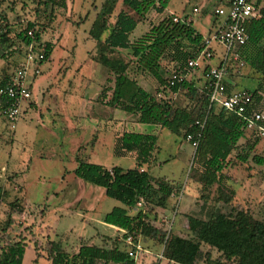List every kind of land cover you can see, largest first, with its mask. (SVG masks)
Here are the masks:
<instances>
[{
	"label": "rangeland",
	"instance_id": "1",
	"mask_svg": "<svg viewBox=\"0 0 264 264\" xmlns=\"http://www.w3.org/2000/svg\"><path fill=\"white\" fill-rule=\"evenodd\" d=\"M102 1L65 0V8H54L53 19L48 22L46 15L49 10L37 7L33 0H0V31L8 29V34L11 35V42L0 44V55L4 59L9 55L19 57L16 63L9 61L4 64L3 74L10 70L11 74L23 58L24 47L13 36L27 23L33 22L34 28L40 29V40L52 45L49 60L40 64V72L31 82L29 101L32 105L24 108L11 130L0 118V249L7 242L12 243L24 236V241L29 244L23 255V264H49L44 245L46 237L49 241H57L68 257L86 242L107 250L113 244L125 252L132 249L123 242L122 232L104 228L101 224L100 214L103 215L113 206L121 204L96 190L101 188L83 182L72 173L76 165L75 157L107 168H133V158L117 157L112 153L113 138L123 131L155 135V147L150 161L141 167L151 177L177 185L167 211L156 212L154 207L140 204L127 209L130 215L142 210L146 222L167 234L174 232L188 237L185 215L191 213L193 216L206 218L212 208L227 211L228 205L224 206L216 198V185L203 197L199 172L192 163L193 152L184 139L158 125L137 122L134 115L114 110L97 98L100 90L103 87L110 88L113 81L112 75L96 62V43L87 35L93 14ZM154 1L157 7V0ZM205 1L166 0L165 8L179 16L187 15L196 30L206 32L209 18L213 21V6L223 0H210V11L208 9L205 13L191 11L193 7H203ZM120 10L132 14L120 0H115L108 18L109 24ZM164 15L156 12L155 8L149 9L130 34L129 40L137 39ZM109 56L127 62L128 75L155 95L156 81L135 70L127 51L116 49ZM215 62L216 59L210 61L211 64ZM231 65L235 71L232 70L228 77L231 80L236 77L234 90L252 91L257 86L259 75L244 63L240 65L233 61ZM172 66L167 61H162L160 72L164 79L172 72ZM197 71L198 75L195 77ZM197 71L187 80L201 88L200 68ZM237 73L240 75L236 76ZM163 91L162 96L169 99L172 107L191 108L194 104L185 90L173 94L167 89ZM109 94L110 92H106V97ZM197 108L198 103H195L193 113ZM257 108L264 114V97ZM110 118L111 126L108 124ZM253 138V133L246 130L244 138L238 140V146L230 152L226 161H216L215 165L225 176L221 191L227 195L232 192L230 204L245 210L254 219L262 220L264 164H256L251 156L264 158V140L258 139L244 162L237 159L245 141ZM89 194H92L91 199L87 197ZM14 197L19 198L23 214L12 215L11 223L2 229L7 218V202ZM94 200L96 207L92 204ZM85 211H94V214L88 216ZM135 242L142 250L136 253L135 264H149L151 260H157L158 264L166 263L164 258L156 257L161 251L160 244L141 235L136 236ZM200 249L204 252L208 248L200 245ZM208 251L212 259L219 256L214 249ZM153 252L157 254L152 255ZM95 264L103 263L98 261ZM195 264H202V260Z\"/></svg>",
	"mask_w": 264,
	"mask_h": 264
},
{
	"label": "trees",
	"instance_id": "2",
	"mask_svg": "<svg viewBox=\"0 0 264 264\" xmlns=\"http://www.w3.org/2000/svg\"><path fill=\"white\" fill-rule=\"evenodd\" d=\"M33 1L37 7L49 10L46 15L48 22L53 19L54 8H65V0ZM120 1L132 14L120 10L109 24L108 18L115 0H103L87 29L88 37L96 43V62L113 78L112 86L103 87L97 98L114 110L134 115L137 122L166 128L182 139L186 133L198 131L199 138L192 154V163L199 172L203 197L205 198L208 190L216 185V198L221 200L224 206L228 205L227 211L212 208L206 218L193 216L191 213L185 215L188 237L174 232L167 234L159 227L146 222L142 210H137L133 215L127 212V209L138 206L139 201L141 204L167 211L170 196L177 186L169 181L151 177L147 170L141 167L149 163L155 147L156 137L152 134L123 131L114 136L113 155L133 158L135 162L133 168L123 169L118 166L107 168L75 157L73 175L87 184L101 188L104 196L121 204L113 206L103 215V223L135 237L141 235L143 238H150L160 244L161 258L168 262L195 264L202 260V264H264V219H254L245 210L230 204L232 192L227 195L221 191L225 176L215 165L216 161L224 163L230 152L238 146V140L244 138L246 129L243 122L234 113L218 105H208L204 90L191 81H182L167 88L160 72L163 60L173 65L171 71L182 67L186 58L194 56L200 49L202 35L189 22H185V19L174 22L171 19L173 15L167 14L155 24H151L137 39L130 41V34L148 10L155 8L156 12L161 14L166 0H157V7L154 0ZM252 1L260 16L246 24L247 39L238 50V59L259 75L257 86L248 91L251 96L248 109L261 112L257 106L264 97V0ZM212 15L215 22L218 17L213 13ZM30 28L33 29L35 40L39 41L40 29L34 28L33 22L18 30L13 38L21 45L28 44L30 37L26 36L25 31ZM9 32L8 29L0 31V44L11 42ZM188 47L190 49H187ZM44 49L43 63L49 60L52 45L46 42ZM116 49L127 51L133 60L135 70L151 76L156 81L155 95L146 91L135 78L128 75L127 62L109 56ZM231 63L233 61H228L226 65L227 76L234 70ZM3 82L4 80H1L0 84ZM163 89L170 93L185 90L189 100L194 104L191 108L172 107L169 99L162 96ZM228 89L226 85V93L229 92ZM106 92H110L108 97ZM157 92H161L160 98L155 97ZM195 103H198V108L193 113ZM196 121L202 122L200 128ZM257 142L256 137L247 139L237 159L244 162ZM251 159L256 164H264V158L257 155H252ZM23 210L19 198L14 197L8 201L7 218L2 229L11 223L12 215H22ZM124 236L123 234L122 238ZM23 238L24 236L12 243L7 242L5 247L0 249V264H21L24 250L29 244ZM44 245L49 264H95L98 261L103 264H135L128 258L124 249H119L115 244L108 250L100 246L81 244L71 257L67 256L57 241H49L46 237ZM200 245H205L208 249L202 252ZM209 249L217 251L219 256L215 259L210 258ZM149 264H157V260H151Z\"/></svg>",
	"mask_w": 264,
	"mask_h": 264
},
{
	"label": "built area",
	"instance_id": "3",
	"mask_svg": "<svg viewBox=\"0 0 264 264\" xmlns=\"http://www.w3.org/2000/svg\"><path fill=\"white\" fill-rule=\"evenodd\" d=\"M192 12L196 13V8H193ZM212 12L220 20L206 35L202 36L201 47L194 56H188L182 67L170 72L165 79V86L169 88L176 83L186 81L200 68L201 88L204 90L208 105H218L234 113L243 122L247 131L252 132L254 137L264 140V114L248 109L251 103L250 93L247 90L226 93V65L228 61L239 62L241 65L238 50L247 39L245 26L250 20L259 18L258 9L252 0H227L226 6L215 7ZM171 19L174 22L180 20L175 16ZM185 22L188 21L185 20ZM25 34L30 37V41L23 45L25 50L23 58L17 68L0 84V118L10 130L14 128L29 103L31 82L39 74V66L44 59L45 43L35 40L31 28L27 29ZM217 47L219 50H216ZM213 57L218 58L216 64L210 63ZM156 96H161V92H157ZM195 123L199 128L202 126V122ZM198 138V131L186 133L184 136L192 152L197 146ZM140 204L141 201L137 203L138 206ZM121 231L125 235L123 242L132 248L127 250L126 254L135 263L136 253L141 250L136 245V237ZM157 258L161 259L160 253Z\"/></svg>",
	"mask_w": 264,
	"mask_h": 264
},
{
	"label": "crops",
	"instance_id": "4",
	"mask_svg": "<svg viewBox=\"0 0 264 264\" xmlns=\"http://www.w3.org/2000/svg\"><path fill=\"white\" fill-rule=\"evenodd\" d=\"M209 1L210 0H206L205 2H204V5H203V7L201 6V8L199 9V8H197L196 7V10L197 11H202L203 13H205L209 8H208V3H209ZM203 2V1H202ZM226 2H227V0H223V1H219L218 3H216V4H218V5H214L213 7L215 8V6L216 7H221V6H225V4H226ZM207 5V6H206ZM212 7V8H213ZM193 8H195V7H193ZM192 8V9H193ZM192 11V10H191ZM208 11H210V9L208 10ZM162 13L163 14H165V15H173V16H177V18H179L180 20H182V19H185V20H187L189 23H190V25L193 27V25H192V20L187 16V15H185V16H179L178 14H176L175 12H173V11H169V10H167L166 8H164L163 9V11H162ZM161 13V14H162ZM198 13V12H197ZM220 19L218 18L215 22H213L212 21V19H211V17L209 18V21H208V28L206 29V32H200V31H198V30H196L194 27V29L197 31V32H199L202 36H204V35H206L208 32H209V30H211L215 25H216V22L217 21H219ZM1 57V56H0ZM5 58H6V56H4ZM2 58V60H0V82H1V80H5L6 79V77L10 74V72H11V70H10V72H5L4 74L2 73V67L4 66V64H8V62L9 61H12V62H14V63H16L17 61H18V59H19V57L18 56H10L9 55V57H7L6 59H4L3 58V56L1 57ZM0 58V59H1ZM213 59H216V62L214 63V64H216L217 62H218V58L217 57H213L212 58V60ZM11 62V63H12ZM233 71H235V70H233ZM198 75V71L196 72V75H195V77ZM200 75V74H199ZM237 75H240V73H237L236 74V76ZM235 80H236V77L233 79V80H231L230 79V77H228L227 76V78H226V84H227V88H229L228 90L229 91H234V86H235ZM200 82H202V80L200 81ZM232 86V87H231ZM231 89V90H230ZM33 102V101H32ZM32 105V103H30V101H29V103L27 104V106L26 107H28L29 108V106H31ZM108 124H110L109 126H111V124H112V121H111V118H110V120H109V122H108ZM103 166V165H102ZM92 190H95V188L94 189H92ZM91 190V191H92ZM96 190H99L100 191V193H102V190L101 189H96ZM90 191V192H91ZM92 193V192H91ZM90 195V196H89ZM87 197H88V199L92 196V194H89ZM171 196H172V194H171ZM171 196H170V199H172L171 198ZM94 198V197H93ZM91 199V198H90ZM97 200V199H96ZM96 200H94V202L92 203L94 206H95V201ZM96 207V206H95ZM87 208V207H86ZM89 210V209H88ZM96 210V209H95ZM157 210H162V211H166V210H164V209H160V208H155V211L157 212ZM85 212H87L88 213V216H90V214H94V211H85ZM91 212H93V213H91ZM23 214V213H22ZM105 214V213H104ZM103 214V215H104ZM103 215H101L100 214V216L101 217H103ZM101 224L104 226V228H108V229H112V230H114L115 232L117 231V232H122L121 231V229H119V228H117V227H114V226H112V225H109V224H105V223H103L102 222V220H101ZM122 234V233H121ZM81 241V240H80ZM86 245H94V244H87V242H86ZM80 246V245H79ZM78 246V247H79ZM96 246V245H95ZM78 249V248H77ZM76 249V250H77ZM25 250H26V248H25ZM25 250H24V252H25ZM145 252H147V251H145ZM23 255H24V253H23ZM21 264H23V256H22V261H21ZM158 264V263H157ZM165 264H174V263H172V262H168V261H166V263Z\"/></svg>",
	"mask_w": 264,
	"mask_h": 264
}]
</instances>
